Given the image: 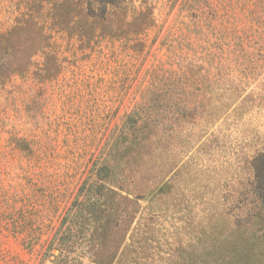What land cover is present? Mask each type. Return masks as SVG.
Returning a JSON list of instances; mask_svg holds the SVG:
<instances>
[{
    "label": "rangeland",
    "instance_id": "374dc122",
    "mask_svg": "<svg viewBox=\"0 0 264 264\" xmlns=\"http://www.w3.org/2000/svg\"><path fill=\"white\" fill-rule=\"evenodd\" d=\"M142 2L152 27L88 43L48 2L0 0V264H203L239 238L249 258L260 248L232 229L247 211L235 196H250L252 164L264 163V0H209L201 14L198 0ZM203 48L216 53L209 66ZM187 62L212 75L196 95L218 109L156 115L116 152L133 138L119 137L127 115ZM108 162L116 193L86 222L80 188Z\"/></svg>",
    "mask_w": 264,
    "mask_h": 264
},
{
    "label": "trees",
    "instance_id": "16d2710c",
    "mask_svg": "<svg viewBox=\"0 0 264 264\" xmlns=\"http://www.w3.org/2000/svg\"><path fill=\"white\" fill-rule=\"evenodd\" d=\"M134 1L41 0V2H48L50 18L57 21L58 24L61 23V18L64 19L67 16L63 27H61L62 30L74 31L77 39L81 42L88 41V43L96 38H117L134 35L152 27L155 23L153 7L146 4V2H142L143 4L137 7ZM203 7H211L209 0H198L194 9L201 14L205 13ZM196 17L194 15L193 24L198 23ZM207 17H209L208 25L213 30L212 16ZM222 38L225 39L227 37L222 36ZM46 39V34L41 33V42L38 48H47L46 43H42ZM224 42L228 44L227 39ZM203 51V54L199 57L209 66L214 61L216 53L210 48H203ZM195 67H197L196 64L187 62L184 68L177 66V68L164 70L166 75L163 78H159L162 84L154 82L152 87L148 89L150 97L139 102L125 118L119 137L126 138L131 131L133 138L125 146L119 149L115 148L116 152L127 153V149L131 148L130 144L133 143V147L138 145V142L144 138L141 137L142 128L146 127L148 130L150 126H157L159 120L156 115L168 112L170 116L174 115L178 118H184L192 113L197 114L198 112L202 113L218 109V106L211 103L207 106V100L201 99L196 95V91L200 90L201 86L210 84L212 75L209 71L200 74L199 70L194 71L193 68ZM20 71V68L12 70V72L18 73ZM160 122L162 123L163 121ZM123 156L124 154L120 155L115 164H118ZM133 159L130 157V160ZM113 167L114 165L111 162L101 163L96 170L99 182L84 184L80 188L85 198L77 202L76 208L80 213L86 211L89 214L87 219L85 217L86 222H97L94 213L105 211L106 209L102 208V205H105L106 201L110 199V196H105L106 193H116L102 181L112 177ZM252 168L251 180L247 182L251 186L248 193L250 196H245L244 198L235 196L237 202L244 203L243 205L246 206L247 211H244V219H234L232 230L239 235L242 234L241 232H246L248 234L247 237L252 239L253 243L256 242L251 245V249L254 246L258 247L261 245L262 247L260 246L258 251L251 254V258H249L248 254H246L245 246H243L244 241L239 238L238 243H234V245L228 242L224 244L220 249L222 253H220L219 257L203 260V264H264V163L261 165L254 163ZM119 189H121L120 186ZM122 198L130 203L134 200L128 196H123ZM112 208L113 206L109 204L108 211ZM123 214L120 213L118 215L122 217ZM83 222H85L83 219L70 220V226L81 225ZM99 227L101 226L97 224L91 234L98 231L99 229L97 230V228Z\"/></svg>",
    "mask_w": 264,
    "mask_h": 264
}]
</instances>
